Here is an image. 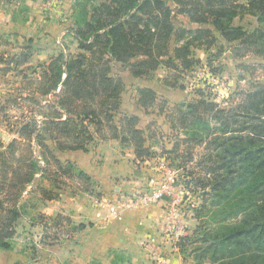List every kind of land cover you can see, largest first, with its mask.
<instances>
[{
  "label": "trees",
  "instance_id": "16d2710c",
  "mask_svg": "<svg viewBox=\"0 0 264 264\" xmlns=\"http://www.w3.org/2000/svg\"><path fill=\"white\" fill-rule=\"evenodd\" d=\"M71 16L74 24L69 32L78 54L60 52L39 72L41 100L47 95L57 99L53 103L43 100L53 117L41 123L54 149L45 144L46 138L38 134L33 137L38 127L30 122L22 123L16 134L29 144L35 142L44 166H38L29 150L16 156L19 148L14 141L0 152L2 250L11 249L16 223L28 214L23 199L31 185L38 183L37 191L45 199L55 196L42 187L50 163L61 176L75 168L71 163H61L55 152H85L97 134L98 140L120 139L137 159L150 156L144 146V132L137 128L139 118L120 113L127 85L121 77L111 75L113 66L145 80L162 67L168 72L163 85L180 90L184 89L183 74L200 64L193 54L197 48L205 52L215 49L213 58L225 52L235 59L252 55L262 62L254 67L238 66L242 70L264 69V0L242 4L237 0H73ZM177 16L186 18L188 24L178 22ZM11 17L17 23L13 14ZM246 17L254 20L253 26L233 24L235 19ZM191 24L197 27L192 29ZM35 48L32 40L24 42V52L13 59L16 69L28 62L34 50L40 51ZM207 62L210 67L211 61ZM196 95L185 106L176 107L177 121L193 130L188 140L176 138L173 153L188 144L206 143L207 149H213L196 166L208 178L187 174L196 191L198 186L202 193L209 189L212 197L205 193L201 198L203 203L195 211L199 225L178 242L179 253H199V264H264V83L256 82L251 92L225 109L209 101L202 90ZM156 100L152 89L137 88V104L142 108L151 107ZM211 120L217 124L212 126ZM76 177L92 185L82 172L77 171ZM50 183L55 189L64 185L56 179ZM212 207L217 208L211 213ZM38 216V225L44 229L49 222L54 229L70 226L64 217ZM70 229L81 230L82 226ZM57 238L51 237L53 241Z\"/></svg>",
  "mask_w": 264,
  "mask_h": 264
},
{
  "label": "crops",
  "instance_id": "0c3cea01",
  "mask_svg": "<svg viewBox=\"0 0 264 264\" xmlns=\"http://www.w3.org/2000/svg\"><path fill=\"white\" fill-rule=\"evenodd\" d=\"M25 1L27 7H41V19L47 15L48 3H38V0ZM237 2L242 4L247 0ZM58 8H65L62 1ZM12 13L11 9L0 6V32L3 29L0 34L5 29H11L12 24H18L12 21ZM32 20L30 17L27 19L26 27L32 26ZM236 20L238 19L233 22L235 26L239 25L235 23ZM177 21L188 24L184 19L178 20V17ZM44 22L40 25L41 28L44 27ZM34 27L37 25L34 24ZM190 27L194 29L197 26L191 24ZM196 52H206L202 48L193 50L201 68L204 61L195 56ZM227 54L232 62L239 60V64L242 63L240 60L252 56L235 59L231 53ZM39 58L41 65L47 61L43 56ZM158 71H162L163 75L157 76ZM167 74L164 68L159 67L151 80L136 79L120 66L112 67L111 75L121 77L127 85L120 113L136 115L139 118L137 128L144 132V146L149 149L150 156L137 159L134 151L123 145L120 139L98 140V137H95L93 144L85 152H55L61 163H71L77 171L87 175L92 182L91 188L84 191L77 185L73 187L74 190H61L43 183L42 187L55 193V196L45 199L36 189L32 194L37 193L39 196L32 207L35 208L33 213L37 212L49 219H68L69 228L65 225L62 228L69 236L57 242H46V245L35 252H31L25 244L13 242L10 250L0 249V264H183L178 249L174 248L163 234V210L160 207L122 212L116 219L111 218L108 211L110 202L122 200L133 193L153 187L162 176L158 167L162 158L172 157L174 154L172 149L176 139L173 138V142L166 136L158 139L153 132L158 128L163 131L164 127L169 128L166 119V115L171 111L169 107H174L189 91L186 87L183 90L165 87L163 79ZM137 88L152 89L157 95L155 104L147 109L139 106ZM183 103L185 105V102L179 101L178 105L182 106ZM37 187L38 183L33 189ZM32 219L23 217L17 222H22V225L31 228L30 233H35L40 227L34 224ZM78 226H82V229H70ZM19 235L16 233L14 239Z\"/></svg>",
  "mask_w": 264,
  "mask_h": 264
},
{
  "label": "rangeland",
  "instance_id": "374dc122",
  "mask_svg": "<svg viewBox=\"0 0 264 264\" xmlns=\"http://www.w3.org/2000/svg\"><path fill=\"white\" fill-rule=\"evenodd\" d=\"M0 1L1 7L13 11V17L18 22V24H12V27H10L11 29H5V31L0 34V152L5 151L6 147L14 141L16 144L15 146L19 148L16 156L26 154V151L29 150L32 152L33 157L38 161V166L43 167L44 160L41 158L39 153L40 149L35 146V142L32 141L29 144L26 140L20 139L16 134V131L20 129L22 123H34L38 128H36L37 131L33 137L38 134V136L46 138L45 144L49 146L51 150L54 149V144L50 140H47V134L42 132L41 123H43L46 117H53L52 112H48L49 110L45 107V101L48 100L53 103L57 102V99L47 95L43 99L45 101L41 100L42 95L38 90V87L40 83L39 72L41 71L42 65L40 64L41 58L39 57L43 56L44 59L47 60L43 65H47L49 64L50 59L56 57L60 52H62L63 55L78 54V51L76 50L77 45L69 32L74 24V18L71 16L73 0H38V3L44 1L45 4H49V9L46 12L47 15L44 13L45 16L43 19H41V7H27L25 0ZM60 1H62V5L65 6V8H58ZM237 1L245 2L246 0ZM29 17L33 18L32 26H27V28L26 21ZM177 17L178 20L182 21V19H184L187 22V19L184 17ZM42 21L46 22H44L46 25L44 24L43 28L40 27L43 23ZM235 23L243 25L245 28H249L250 26H253L254 20L246 17L241 20H236ZM34 24L37 25V27H34ZM29 40H32V45H35L36 48L38 47L40 51L34 50L31 53L32 56L28 62L16 69L13 59L16 55L24 52V42ZM227 53L228 52H225L219 57L213 58L211 56L215 54V49L206 51V54L196 52L195 56L201 57L204 64L201 68L198 65L194 67V69H191L192 72L190 70L183 74L181 78L182 84L184 85L185 83L186 86L184 87L188 89L189 93L179 101L185 102L186 104L190 100L197 98V91L202 90L209 101L218 104L219 109H225L235 101L238 102L243 97V94L251 92L252 87L256 82L264 83V69L254 68L253 70H249L246 68V70H242V68L238 66L239 60L237 61L238 63L236 61L232 62L230 58L227 57ZM207 60L211 61V63H209L210 67L208 66ZM240 62L245 64V66L254 67V65L261 63L262 61L258 60L255 56H247L242 61L240 60ZM211 69L216 70V72H212ZM19 71H22V73L19 74ZM160 75H163L162 71L157 72V76ZM47 86L46 83V87ZM55 92H59L58 88ZM31 96L35 98V101L39 102L40 106L32 101ZM179 101L177 102L179 103ZM178 103L174 105V107H169L171 111L166 115L169 128L166 126L164 127V131L161 130V128L154 130L153 135L156 138L160 139L165 138L166 136V138L170 139L172 142L173 138H177V140L189 139L193 128H190L187 125H180L177 121V117L174 116ZM183 106H185L184 103L182 107ZM173 122L176 123V130L174 131ZM210 124L215 126L217 123L216 121L211 120ZM92 130L93 129L90 128V132L94 133ZM104 132L106 133V130H104L103 133ZM98 136L99 135L96 134L94 137ZM212 153L213 149H207L206 143L200 146L188 144L186 146H179L172 157H165L161 160L177 172L176 175H174V187L176 195L181 199L182 212L187 218V236L190 235L196 226L199 225V222L195 220V211L202 205L203 201L201 198L203 195L210 192L209 189H207L206 192L202 193L200 191V186H198L196 191V188L193 187L192 179H189L187 174L194 172L196 173L195 178L199 176L200 178L204 177V179L208 178L204 173V170L201 167L196 166L201 161L202 156ZM49 167V171L46 173L43 183L51 185L50 182L56 179L61 180V182L64 183V185L58 186V189L61 190L63 188L74 190L73 187L77 185L80 186L82 190H84V188L88 190L91 188L89 184L77 179L76 168H74L69 175L61 176L57 171L56 166L50 163ZM161 174L163 175V173ZM161 178L157 182H159ZM36 179L38 180L39 176H36ZM34 186H36L35 183L31 185V190L29 189L30 193L24 195L23 201L26 202L28 212L24 217L33 218L32 222L34 224H39L41 219L37 212L33 213L35 208L32 206L36 203L39 196L38 194L40 193H31V191L37 189H33ZM209 194L210 197H212V194ZM207 200L209 201V196L207 197ZM211 200H213V198ZM209 208L210 207L208 206V209L206 210H210ZM216 208L217 207H212L211 213L214 212V209ZM32 214L34 215L32 216ZM22 224V222L19 224L18 222L16 223L15 233L11 242L25 244L29 247L28 249L31 250V252L41 249L43 245H46V242H57L58 238L62 240L69 236L67 231L63 228L54 229L50 227V222L47 229H44V227L39 225L40 228H37L38 230H35V233H30L31 228ZM16 233L20 235L16 236L14 239ZM54 235L58 237L56 241L51 239ZM44 237L48 238L44 239ZM199 255V253L196 255L186 253L185 255H181V259L183 264H199L200 260L197 258Z\"/></svg>",
  "mask_w": 264,
  "mask_h": 264
},
{
  "label": "built area",
  "instance_id": "2783aa9c",
  "mask_svg": "<svg viewBox=\"0 0 264 264\" xmlns=\"http://www.w3.org/2000/svg\"><path fill=\"white\" fill-rule=\"evenodd\" d=\"M158 167L163 173L161 180L153 187L133 193L122 200L110 202L109 216L116 219L122 212L160 207L163 210L161 223L163 234L172 246L178 249L177 244L188 234V229L187 218L181 209V199L175 193L174 175L177 172L164 161H161Z\"/></svg>",
  "mask_w": 264,
  "mask_h": 264
}]
</instances>
